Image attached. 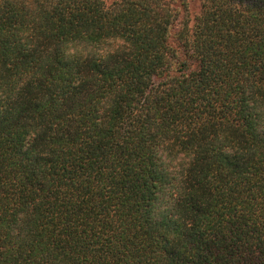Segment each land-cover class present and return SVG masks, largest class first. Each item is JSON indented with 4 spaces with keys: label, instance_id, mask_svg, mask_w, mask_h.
I'll use <instances>...</instances> for the list:
<instances>
[{
    "label": "trees",
    "instance_id": "1",
    "mask_svg": "<svg viewBox=\"0 0 264 264\" xmlns=\"http://www.w3.org/2000/svg\"><path fill=\"white\" fill-rule=\"evenodd\" d=\"M0 264H264V0H0Z\"/></svg>",
    "mask_w": 264,
    "mask_h": 264
},
{
    "label": "rangeland",
    "instance_id": "2",
    "mask_svg": "<svg viewBox=\"0 0 264 264\" xmlns=\"http://www.w3.org/2000/svg\"><path fill=\"white\" fill-rule=\"evenodd\" d=\"M108 1H111V0H108ZM192 4V11L195 12L197 10V4L194 3V1L191 2Z\"/></svg>",
    "mask_w": 264,
    "mask_h": 264
}]
</instances>
